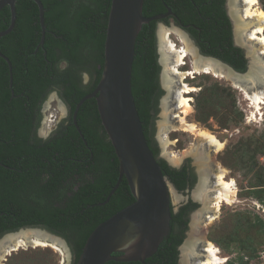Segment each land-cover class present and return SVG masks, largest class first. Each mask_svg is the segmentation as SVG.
<instances>
[{
	"label": "trees",
	"instance_id": "1",
	"mask_svg": "<svg viewBox=\"0 0 264 264\" xmlns=\"http://www.w3.org/2000/svg\"><path fill=\"white\" fill-rule=\"evenodd\" d=\"M264 9V0H259ZM46 27H41L33 0H16L14 28L0 38V236L26 226H41L61 236L76 264L91 231L102 221L134 201L123 176L104 202L118 177L119 162L101 124L94 97L85 100L77 124H62L46 139L32 135L34 107L43 91L57 87L70 111L98 83L104 60V41L111 0H41ZM225 0H143L142 13L152 16L169 7L195 38L201 52L215 56L237 71L246 59L232 41ZM167 22V17L162 19ZM10 23L9 6L0 10V31ZM187 25V26H186ZM157 21L141 26L135 41L131 87L147 143L149 106L159 70L156 53ZM89 80L82 84L83 75ZM11 89L13 92L11 93ZM202 89L195 97L196 110L211 104L212 96L224 104L222 91ZM162 172L177 190L187 186L185 169L171 168L158 159ZM104 202V203H103ZM187 206L171 212L170 230L155 253L141 261L105 264H178V246L184 238ZM179 227V232L176 231ZM120 254L115 252L114 255Z\"/></svg>",
	"mask_w": 264,
	"mask_h": 264
},
{
	"label": "water",
	"instance_id": "2",
	"mask_svg": "<svg viewBox=\"0 0 264 264\" xmlns=\"http://www.w3.org/2000/svg\"><path fill=\"white\" fill-rule=\"evenodd\" d=\"M33 1L38 7V17L41 27L39 44L42 45L46 31L43 19V4L41 0ZM15 2L16 0H0V10L6 5L10 8V23L6 29L0 31V38L14 28L16 20ZM229 2L239 8L244 5V1L226 0L225 4L232 26L234 44L243 50L246 58V68L244 71H237L232 66L213 56L202 54L189 35L186 32H183V34L187 37L199 57L219 63L223 69L238 78L236 83L240 87L249 91V85L251 86L253 80L259 78L260 73L264 71V67H262L264 56L260 54L261 59L253 60L254 57L249 53L251 48L247 43H242V41L237 39L238 34L236 33L235 21L232 17L234 8L229 5ZM142 6L143 0H111L100 79L91 92L79 99L73 110V123L83 138L76 120L77 113L85 100L92 97L95 98L101 124L118 158L117 181L104 202L109 200L123 176L126 178L134 197L132 203L100 222L91 231L76 264H105L109 260H138L144 262L145 258L156 252L159 243L170 230L171 190L180 195V192L169 181L167 176L163 174L157 157L154 156L147 143L131 87L135 41L142 24L149 23L150 21L160 23L162 19L174 16V13L168 7L165 13L147 17L142 13ZM158 31L159 29L156 31V37L158 56H160ZM239 38L243 40L242 37L239 36ZM0 56L8 63L9 84L12 85L11 63L1 52ZM159 63L162 66V76L163 65L160 60ZM84 81L86 82V79ZM260 85V79L256 80V86L259 87ZM162 156L164 157L163 154ZM164 158L170 166L179 167L178 164H173L166 157ZM191 159L194 162L192 156ZM194 165L198 172L196 164ZM25 229L41 231L48 239L57 240L62 244L65 252L70 253L69 246L61 236L41 226H26L6 232L0 236V240L8 234H14ZM189 230L186 233V237ZM184 242L185 239L178 247V264H181V248ZM28 246L33 245L29 244ZM115 252H119L120 254L114 255Z\"/></svg>",
	"mask_w": 264,
	"mask_h": 264
},
{
	"label": "rangeland",
	"instance_id": "3",
	"mask_svg": "<svg viewBox=\"0 0 264 264\" xmlns=\"http://www.w3.org/2000/svg\"><path fill=\"white\" fill-rule=\"evenodd\" d=\"M257 2L263 9L262 3L259 0ZM239 8L240 16H245V5ZM160 26L167 30V38L177 47L185 48L176 30L181 33L186 31L176 25L172 19L157 23L156 31ZM262 32L264 33V27ZM257 47L255 45L251 48L264 56L261 52L263 50ZM192 61V55L187 54L184 63L176 67L179 71L189 72ZM159 71H162V66ZM83 76L88 82V75ZM184 83L188 86V90L182 94L188 98L190 104L186 115L187 121L211 132L222 142L223 145L218 150L207 143L203 144V147L206 148V154L211 162L225 168L228 171L226 178H233L235 183L234 197L229 203L222 202L214 219L206 223L205 237L218 248V255L224 259L221 264H264V104H261L260 109L255 110L246 94L248 92H244L240 85L237 86L220 73L204 71L188 73ZM179 85L177 84V88ZM215 88H218V92L223 90L221 95L223 94L224 104L218 103L212 96L211 104L197 111L195 97L200 90L208 92ZM48 101L43 124L47 132L51 131L66 114L65 107L54 93H51ZM171 101V119H174L175 115H183L178 107V99L171 98ZM161 112L162 109L159 114H162ZM172 122L170 125L174 126L175 123ZM164 136L161 134L159 138L162 139ZM166 136L167 142L160 153L168 159L167 154L173 152L176 157L181 158L176 163L181 166L184 159L190 157L189 151L196 145V138L189 131L172 128L167 130ZM209 189H214L213 182ZM171 194L173 209H177L179 199H175L173 192ZM176 195L180 196L177 193ZM212 197L213 193L209 200H212ZM211 202L208 201V204L210 205ZM204 207V204L199 206L196 215H201ZM201 220L198 219V222L203 225ZM5 258L0 260V264H72L73 260L71 251L68 254L60 246L49 243L20 247L11 251Z\"/></svg>",
	"mask_w": 264,
	"mask_h": 264
},
{
	"label": "bare ground",
	"instance_id": "4",
	"mask_svg": "<svg viewBox=\"0 0 264 264\" xmlns=\"http://www.w3.org/2000/svg\"><path fill=\"white\" fill-rule=\"evenodd\" d=\"M242 1H244L245 5V16L242 17L240 16V8L229 2V5L234 8L232 17L235 21L234 26L236 33L238 34L237 39L242 41V43H247L250 48L255 45L258 46L257 49L260 48L261 50H263L261 52L264 53V33L262 32L264 27V10L258 6V0ZM160 27L158 31V44L160 51L159 60L163 65L161 81L162 84L167 87V94L163 98L161 105L162 119L159 120L160 130H164L163 133L165 135H163L164 137H162L161 139V146L163 148V146L167 142L166 133L169 128H172L174 130L178 129L189 131L195 136L196 145L189 151V154L194 157V163L196 164L199 172V183L196 185L197 187L194 194L195 197L199 198L200 201L205 205V207L202 208L204 212L201 215L197 216V213L192 215L193 219L190 224V230L181 248V264H221L224 259L218 255L219 250L216 245H214L213 242L205 237L204 227L207 222L214 219L218 212L219 205L224 201L229 203L232 197H234L235 183L233 178H226L228 171L225 168H221L219 164L216 163V174L214 173L213 178L214 189L210 190V185H206L208 181V172L206 171V169H209L211 171L212 168L211 160L206 154V148L203 147V144L207 143L212 147L214 146L215 150H218L223 144L211 132L199 128L193 122L190 123L187 121L186 115L190 109V104L188 98L185 97L182 93L188 90V86L184 83V78L188 73H196L202 71L206 73L213 72L214 74L220 73V75H225L233 83L239 86V84L236 83L238 78L230 74L229 71L223 69L219 63L199 57L194 51L187 37L183 33L176 30L185 44V48H179L174 42L167 38V30ZM239 36L242 37L243 40H241ZM249 53L254 57L253 60H258V58L261 57L260 53L252 48L251 50H249ZM187 54L192 55V67L189 72L183 70L179 71L176 66L184 63V58L187 56ZM259 76V78L253 80L251 86L249 85V91L244 89V92H248L246 94L250 98V102L255 110L260 109L261 104H264V71L260 73ZM258 79H260L261 81V85L259 87L256 86V80ZM177 84H180L178 88L176 86ZM174 86L176 87L174 98L178 99V107L183 115H175L174 121L172 122L175 124L174 126H172L170 125V121L168 119V113L169 111H171V108H168V103L171 98V94H169L171 92V87ZM167 155L169 156L168 160L173 164H176L181 159L176 157L173 152H170V154L168 153ZM211 191L213 193V197L212 200H208L212 201L209 205L207 202H205V198L208 199L207 193ZM171 192H173L175 199L179 198V196L176 195L174 191L171 190ZM206 204H208V206H206ZM198 219H202L201 221H203L202 223L204 224L201 225V222H198ZM47 243L54 246L58 245L63 248L62 244H60L57 240L48 239L39 230L25 229L14 234H8L0 240V260L4 259L6 255H9L12 250H16L20 247H25L29 244L33 246L47 245Z\"/></svg>",
	"mask_w": 264,
	"mask_h": 264
},
{
	"label": "flooded vegetation",
	"instance_id": "5",
	"mask_svg": "<svg viewBox=\"0 0 264 264\" xmlns=\"http://www.w3.org/2000/svg\"><path fill=\"white\" fill-rule=\"evenodd\" d=\"M225 4H226V0H225V3H224V8H225L226 13L228 15V12H227ZM228 17H229V15H228ZM168 19H172V21L176 25H178L180 28H182L184 31H186V33L193 40V42L195 43V45L198 47V49L201 52V49H200L199 45L197 44L195 38H193L190 35V33L185 29L184 25L181 22L176 20L175 13H174V16L167 17V20ZM229 20H230V18H229ZM232 41H233V34H232ZM233 44H234V41H233ZM0 52L4 56H6L1 50H0ZM156 53H157V64H158V66L160 68L161 65L159 63V58H158L157 39H156ZM201 53L204 54V55H207V56H211V55L205 54L203 52H201ZM243 56H244V52H243ZM0 57L3 58L2 56H0ZM213 57H215V56H213ZM215 58H217V57H215ZM244 58H245V56H244ZM217 59H219V58H217ZM219 60L224 62L221 59H219ZM224 63H226V62H224ZM226 64H228V63H226ZM8 68H9V66H8ZM161 78H162L161 71L158 70V72L156 74V85L157 86H156L154 94H152L151 102H150V106H149V124L147 125V128H148L147 132H148V136H149V138L151 140L152 145L157 150V154H156L157 159H163L164 161H166L165 158L160 153V151L162 149V146H161V139L159 138L161 134L164 135V133H163L164 130H160L159 120L162 119V117H161L162 114H159V112L162 109L161 105H162L163 98L166 96V93H167L166 92L167 87H165L162 84ZM86 83L87 82H85L84 79H83L82 84H86ZM9 86L11 87L12 85L9 84ZM175 91H176V87L174 86V87H171V92L169 93V94H171V98H173L174 100H175V98H174ZM12 92H13V90L11 89V93ZM51 93H54V95L57 96L59 101L63 104V106L65 107V110H66V114L53 126V129H51V131L47 132V130L44 129L43 124H44L45 115H46L47 109H48V103H49L48 99H49ZM171 98H170V101L168 103V108L171 107L170 106V104L172 103ZM34 110L35 111H34V114H33L32 135L36 136L37 138L46 139L50 135L54 134L56 132V130L59 129L60 126L63 123L64 124H69L68 120H69L70 114H71V120H72V123H73V111L71 113L70 105L66 102L65 98L59 92L57 87H48L47 89H45V91H43V93H42V96H40V100H38V102L36 104V107H34ZM168 119H169L170 122L174 121V119H171L170 111L168 113ZM76 120H77V118H76ZM156 131H157V133H156ZM191 156L192 155H190V157L184 159V162L179 167H172L166 161V163L171 168H176V169L184 168L185 172H186V181H187L188 184H187V186H186V188L184 190H181V191L178 190L181 194H180V196L178 198L179 199V204H178L177 209H173V206L171 204V212L173 214H176L177 212H179L180 208L183 207V206H187L188 207L187 208V212L185 214V218L187 219V223H186V229H185V231L183 233L184 234V238L186 237L187 231L190 229V222L192 220V215L195 214L198 211V207L203 204L200 201L199 198L195 197V194H194L195 191H196L195 185L197 183H199V181H198L199 180V175H198V172L196 171L195 165L192 162ZM193 159H194V157H193ZM211 168H212L211 171L209 169H206V171L208 172V181H207L206 185H210V186L212 185L213 178H214V173L216 171L215 164L212 163V162H211ZM211 195H212V191L210 193H207V198L208 199L205 198V202L208 203L209 197ZM170 219H171V216H170ZM176 231L179 232V227H176ZM184 238H183V240H184ZM178 255H179V253H178Z\"/></svg>",
	"mask_w": 264,
	"mask_h": 264
}]
</instances>
